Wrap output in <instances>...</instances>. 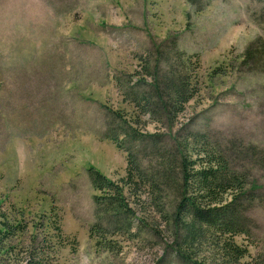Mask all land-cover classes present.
<instances>
[{
    "label": "rangeland",
    "instance_id": "obj_1",
    "mask_svg": "<svg viewBox=\"0 0 264 264\" xmlns=\"http://www.w3.org/2000/svg\"><path fill=\"white\" fill-rule=\"evenodd\" d=\"M195 2L0 0V264H264V0ZM194 133L246 174L238 262L213 236L179 247L173 173ZM111 135L141 167L132 190Z\"/></svg>",
    "mask_w": 264,
    "mask_h": 264
},
{
    "label": "trees",
    "instance_id": "obj_2",
    "mask_svg": "<svg viewBox=\"0 0 264 264\" xmlns=\"http://www.w3.org/2000/svg\"><path fill=\"white\" fill-rule=\"evenodd\" d=\"M187 1L191 5H196L195 0ZM187 85L186 81L181 79L173 86L176 88V97L179 100L177 102H180L176 113L181 111L184 104L192 97V94L187 93ZM170 106L168 105V108ZM110 139L127 154L126 176L121 181L124 183V187L132 190L143 180L141 167L137 164L131 151L119 142L116 135H111ZM168 159L169 156L165 160ZM167 165L168 163L164 164L166 168ZM174 171L173 174L179 175L177 188L179 201L174 212V219L183 234L180 249L186 247L193 250L195 246L201 244L203 238L207 239L208 236H213V242L217 243L219 252L223 254L222 257L232 262H238L248 253V250L242 249L234 239L238 235L250 233L248 224H241L237 219L239 210L237 209V200L248 184L246 174H241L237 169L232 168L219 152L211 149L208 136L200 133H194L188 137L182 148L179 173ZM95 174L94 185L97 189L114 186L112 181L99 172H95ZM169 175L170 173L167 174V176ZM149 184L147 193L153 197L159 191V186L155 182ZM118 193L123 195V190L120 189ZM228 196L231 199H228ZM99 200L96 197L98 204ZM245 219L248 220L246 217ZM8 232L5 216L0 211V241ZM220 235L227 236L221 246ZM25 264L44 263L40 258L31 259Z\"/></svg>",
    "mask_w": 264,
    "mask_h": 264
}]
</instances>
